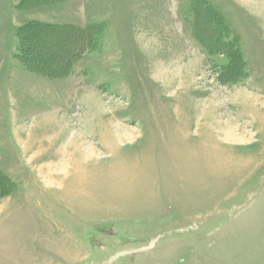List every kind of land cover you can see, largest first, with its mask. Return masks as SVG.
<instances>
[{
  "label": "rangeland",
  "instance_id": "obj_1",
  "mask_svg": "<svg viewBox=\"0 0 264 264\" xmlns=\"http://www.w3.org/2000/svg\"><path fill=\"white\" fill-rule=\"evenodd\" d=\"M194 1L0 0V264H264V0Z\"/></svg>",
  "mask_w": 264,
  "mask_h": 264
},
{
  "label": "trees",
  "instance_id": "obj_2",
  "mask_svg": "<svg viewBox=\"0 0 264 264\" xmlns=\"http://www.w3.org/2000/svg\"><path fill=\"white\" fill-rule=\"evenodd\" d=\"M210 7H211L210 5L206 4L204 9H203L201 4H200V0H198V1H194L193 2L191 8H192V11H193L195 16H198V15H201V14L205 13L207 18L209 19V22H211V21H220L221 20V16H220V14H218V11L217 10H213ZM37 24H40V23H37ZM215 30H219V31L222 32V31H224V27H222V25L220 27L216 26ZM78 31L79 32H77L78 33L77 35H79V38H82V40L80 41L81 42V46H83L82 49L85 48V46H90L91 44H93L95 42V40H96V36L98 35V29L97 28L96 29L93 28L92 25L87 26V27H78ZM217 35H219V34H217ZM215 38H217L216 40H218L219 36H217ZM199 41L201 42L202 38H200ZM2 184L3 183H0V186H2ZM3 185L6 186L5 184H3ZM7 186H8L7 189H9L11 187L10 184L7 185Z\"/></svg>",
  "mask_w": 264,
  "mask_h": 264
}]
</instances>
